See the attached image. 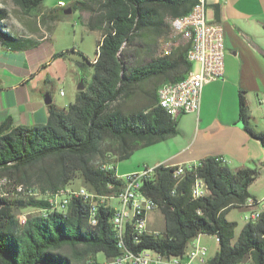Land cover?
<instances>
[{
	"label": "trees",
	"instance_id": "obj_1",
	"mask_svg": "<svg viewBox=\"0 0 264 264\" xmlns=\"http://www.w3.org/2000/svg\"><path fill=\"white\" fill-rule=\"evenodd\" d=\"M13 1L29 13L43 0ZM195 2L76 0L70 5L71 11L90 13L88 28L102 34L95 61L85 56L93 66L92 78L90 82L84 78L85 88L78 90L68 108L49 103L44 124L14 125L12 118L0 122V181L6 177L8 183L3 185L13 188L0 194V264H105L120 253L111 222L113 200L98 205V222L93 225L90 200L73 197L66 211H50L45 194L80 180L98 196H116L123 187L116 162L130 158L140 147L178 134L177 119L159 105L157 90L168 69L189 72L187 53L152 56L150 61L138 63L129 60L127 48L142 33L166 32L167 17L188 13ZM7 16L0 8V49L22 50L40 43L38 38L7 30L3 23ZM46 18L54 22L58 14L50 10L43 14L42 19ZM53 27L54 23L48 30ZM239 115L245 130L264 146V131L252 123L243 92ZM105 163H112L113 168H105ZM174 170L172 165L161 164L143 185L144 193L163 215L164 228L136 238L129 230V247L180 256L192 239L208 234L218 238L219 249L207 264H264V209L257 220L245 222L237 238V222L227 218L230 209L242 208L248 197L257 199L249 186L258 178L259 168L232 170L221 158L207 157L179 181ZM197 177L207 182L210 192L193 198L191 188ZM30 207L37 211L28 213L22 222L21 213Z\"/></svg>",
	"mask_w": 264,
	"mask_h": 264
},
{
	"label": "crops",
	"instance_id": "obj_2",
	"mask_svg": "<svg viewBox=\"0 0 264 264\" xmlns=\"http://www.w3.org/2000/svg\"><path fill=\"white\" fill-rule=\"evenodd\" d=\"M81 12L87 25L90 13ZM208 17L221 22L224 29L223 76L204 85L199 112L184 113L177 118L178 134L140 147L133 155L144 152L142 157L119 171L116 165L118 174L159 163L178 165L207 157L224 159L229 167L233 166L232 170L264 161V146L245 130L239 115V96L243 92L252 123L264 131L259 120L264 115V0H209ZM165 29L160 35L152 31L140 34L136 43L127 48L129 60L145 63L152 56H184L188 41L180 36L170 37L169 26ZM22 35L38 38L40 43L22 50L0 49V122L12 118L14 125L44 124L48 120L46 92H50L53 103L62 107L45 86L52 82V76L67 77L71 66L65 59L54 57L56 50L49 41L53 30L49 31L48 39L35 30ZM196 67L191 62L190 70ZM183 74L188 73L172 67L161 75L159 85ZM259 208L264 209V203ZM204 235H200V240L206 244Z\"/></svg>",
	"mask_w": 264,
	"mask_h": 264
},
{
	"label": "built area",
	"instance_id": "obj_3",
	"mask_svg": "<svg viewBox=\"0 0 264 264\" xmlns=\"http://www.w3.org/2000/svg\"><path fill=\"white\" fill-rule=\"evenodd\" d=\"M59 4L66 5L64 1H60ZM208 5L209 0H196L188 13L168 19L169 36H180L187 40L189 43L187 58L190 62L197 64V67L190 70L184 78L164 82L158 87L159 105L174 119L184 113L199 112L204 85L221 78L224 74L226 54L224 29L221 22L209 19ZM44 33L42 38L47 39L49 33L46 30ZM161 164L163 163L144 166L118 175L123 180V187L116 196H98L85 186L74 184L46 193L49 210L66 211L73 197H83L92 203L90 223L95 225L98 222V205L105 202L111 203V200L117 199L118 203L114 206L115 211L111 222L117 231V245L120 253L105 264H207V257H210L209 247L201 242L200 235L189 242L184 254L180 256H165L149 248L134 250L126 242L129 230L135 238L136 235L145 232L159 233V230L151 231L148 227L149 214L156 210V203L152 197L144 193L143 185L145 180L152 178L155 168ZM199 165L201 161L172 165L175 167L174 176L179 178V181L187 170H194ZM103 166L113 168L112 163H105ZM18 189L22 190V187ZM209 192L207 182L197 177L191 188L193 198L204 197ZM263 201L253 197L247 198V204L243 206L247 209L244 216L245 222L259 218L262 211L259 205ZM20 217L22 222L27 219L26 214H21ZM135 242L138 240L135 239Z\"/></svg>",
	"mask_w": 264,
	"mask_h": 264
},
{
	"label": "rangeland",
	"instance_id": "obj_4",
	"mask_svg": "<svg viewBox=\"0 0 264 264\" xmlns=\"http://www.w3.org/2000/svg\"><path fill=\"white\" fill-rule=\"evenodd\" d=\"M62 1H64L66 5L59 4V0H43L38 9L29 13L23 12L13 0H0V8H4L8 12V16L3 20V23L6 29L15 35H22L31 30H35L39 36H44V31L46 30L48 32L49 27L54 23L53 35L49 41L54 45L56 53L61 55L55 56V58L65 59L71 67L67 77L52 76V82L47 83L45 88L47 90L50 89L51 94H53L57 103L60 104L62 108H68V106L76 99L75 93L81 78H85L87 82L91 81L93 66L89 61H92L96 56L97 46L101 40V32L99 30H91L87 27L83 13L80 10L67 12L70 5L76 0ZM50 10H53L58 14V18L54 22L47 18L44 20L42 19L43 14ZM169 18L170 17L168 16L167 21ZM80 65L83 66L80 67ZM138 102H142V99L138 98ZM263 118H260L259 120L264 125ZM143 153L144 152H136L131 158L117 161V170H122L125 166L136 163L138 159L142 157ZM199 161L201 160L196 162ZM247 166L259 168L258 178L249 186V192L257 195L259 200H263L264 161L253 162ZM230 167L233 168L232 165H230ZM73 184L80 186L81 181L77 180ZM9 189H13L11 184H0V194H6ZM112 203L117 204V199H113ZM36 211L35 208L30 207L24 209L21 214L27 215L28 213H34ZM246 212V208L234 207L231 208L227 214L228 219L237 222V227L235 229L236 237L241 232V228L245 223L244 216ZM150 217L149 224L151 228L161 230L164 226V218L161 212L156 209L155 211L150 212ZM203 241L206 242V245L209 247V256H213L219 249V243L216 236L205 234L203 236ZM99 257L102 258V254H99Z\"/></svg>",
	"mask_w": 264,
	"mask_h": 264
},
{
	"label": "water",
	"instance_id": "obj_5",
	"mask_svg": "<svg viewBox=\"0 0 264 264\" xmlns=\"http://www.w3.org/2000/svg\"><path fill=\"white\" fill-rule=\"evenodd\" d=\"M67 12H71V9L69 8L68 10H67ZM85 88V82H84V78L82 77L81 78V80H80V83H79V85H78V90H83ZM45 102L47 103V104H49V103H51L52 102V97H51V95H50V93L49 92H46L45 93Z\"/></svg>",
	"mask_w": 264,
	"mask_h": 264
},
{
	"label": "bare ground",
	"instance_id": "obj_6",
	"mask_svg": "<svg viewBox=\"0 0 264 264\" xmlns=\"http://www.w3.org/2000/svg\"><path fill=\"white\" fill-rule=\"evenodd\" d=\"M0 182H1V184H6V183L8 182V179H7L6 177H4L3 179H1ZM245 204H247V200H246V202L244 203V205H245ZM244 205H243V206H244ZM58 211H59V210H58ZM208 259H209V257H207V263H208Z\"/></svg>",
	"mask_w": 264,
	"mask_h": 264
}]
</instances>
